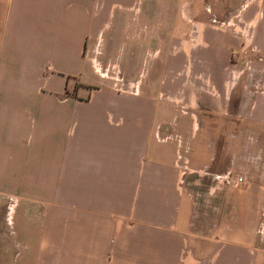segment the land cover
I'll list each match as a JSON object with an SVG mask.
<instances>
[{
	"label": "crops",
	"instance_id": "crops-1",
	"mask_svg": "<svg viewBox=\"0 0 264 264\" xmlns=\"http://www.w3.org/2000/svg\"><path fill=\"white\" fill-rule=\"evenodd\" d=\"M237 1L0 0V264H264V0ZM103 42L156 60L102 72Z\"/></svg>",
	"mask_w": 264,
	"mask_h": 264
},
{
	"label": "rangeland",
	"instance_id": "rangeland-1",
	"mask_svg": "<svg viewBox=\"0 0 264 264\" xmlns=\"http://www.w3.org/2000/svg\"><path fill=\"white\" fill-rule=\"evenodd\" d=\"M179 1V17H180V21L183 23H186L188 21H190L193 17H194V9H199L204 12V14H206V17L208 19H216V20H221L220 19V15H221V11L219 13H213L210 10V6L209 3L206 2V0H178ZM236 0H230V4L232 5V3H234ZM245 2V0H238L234 7H233V11L230 13L228 12V15H230L229 17L231 18H238V10L240 9V4H243ZM240 5V6H239ZM100 48L102 50V52H100ZM153 48V47H151ZM156 47H154L152 50H154ZM96 58H99L98 61L102 63L101 66V71L102 72H107L108 74H112V71L115 72L116 70H120L121 75L120 76H124L126 77V73H129V75L131 76V72L134 70V75L135 77H139V80H142L144 78V72H148V68L150 67V64L156 60V59H151L150 58V54L147 55L146 53H141L139 56L143 55L142 57H137V59L134 60V66H127L124 63V60H118L113 58L112 56V51L110 50V45L109 43L103 42V46L101 47L100 44L96 47ZM151 50V49H150ZM97 61V60H96ZM254 59L251 57H249V59L247 58V60L239 62V65L237 64L236 67H249V65H251V67L254 66L253 64ZM235 67V68H236ZM131 70V71H130ZM117 74V71L116 73ZM242 78L241 81H243L247 87H250V90H246V91H250V92H246L247 96H253V88L254 86L257 87L254 82V80L256 79L254 77L253 74L251 75H246L245 78L244 76L240 77ZM239 80V79H238ZM263 82V81H262ZM234 93V92H233ZM200 132L202 133V131H198V134L200 135ZM240 174V173H237ZM231 175H236V173H231ZM228 186V185H227ZM232 187V186H231ZM233 188H235L233 186ZM264 220V217H263ZM258 229H262V233L264 230V227L262 226V224L260 223L259 226L257 227ZM260 235V234H258Z\"/></svg>",
	"mask_w": 264,
	"mask_h": 264
},
{
	"label": "built area",
	"instance_id": "built-area-1",
	"mask_svg": "<svg viewBox=\"0 0 264 264\" xmlns=\"http://www.w3.org/2000/svg\"><path fill=\"white\" fill-rule=\"evenodd\" d=\"M214 20V19H213ZM223 183L230 185V186H236L240 183H242L244 181L243 177L240 175H231V174H225L223 175ZM256 233L261 234L262 233V229H256Z\"/></svg>",
	"mask_w": 264,
	"mask_h": 264
}]
</instances>
